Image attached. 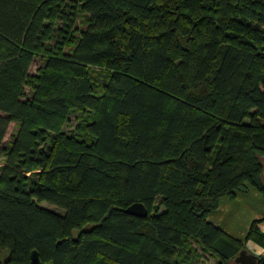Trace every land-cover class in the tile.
Segmentation results:
<instances>
[{"label":"trees","instance_id":"16d2710c","mask_svg":"<svg viewBox=\"0 0 264 264\" xmlns=\"http://www.w3.org/2000/svg\"><path fill=\"white\" fill-rule=\"evenodd\" d=\"M0 152V264H240L207 217L264 199V0H0Z\"/></svg>","mask_w":264,"mask_h":264},{"label":"crops","instance_id":"0c3cea01","mask_svg":"<svg viewBox=\"0 0 264 264\" xmlns=\"http://www.w3.org/2000/svg\"><path fill=\"white\" fill-rule=\"evenodd\" d=\"M207 219L230 237L240 240L248 253L264 255V247L247 237L253 228L254 234L264 240V199L255 188L249 187L233 198L222 197Z\"/></svg>","mask_w":264,"mask_h":264},{"label":"rangeland","instance_id":"374dc122","mask_svg":"<svg viewBox=\"0 0 264 264\" xmlns=\"http://www.w3.org/2000/svg\"><path fill=\"white\" fill-rule=\"evenodd\" d=\"M83 20H84L83 18L78 17L77 18V25H82ZM42 59H43L42 55H37L36 58L34 59L32 65H31L30 69H29L28 79H27V82L23 88L24 92L26 94H28L30 91V83H31L33 77L37 74L38 70L41 68ZM84 115H85V113H80V111L72 112L69 116V120L64 124V129L66 131H74V129L77 126L81 125L80 121L82 120ZM16 130H17V124L14 122H11L9 124L7 133H6L4 141H3V145H2L3 147L8 145V143L11 141L12 136L14 135ZM262 158L264 159V156ZM4 159H5L4 153L0 152V166L3 164ZM42 205L49 208V209H52L56 212L62 213V211L60 209L56 208L55 206H52V205H49L46 203H42ZM73 234L75 235L76 232H73ZM180 250L177 251L176 257L178 259H180V261H183L185 264H189V262L191 263V261H193L194 257H196L198 255L208 259V261L210 263H214L216 260V258H214L212 255H210L206 251L202 250L201 246L193 240L188 239V240L184 241L183 246H182V250H183V253L185 255L182 254V252H181L182 250L181 251Z\"/></svg>","mask_w":264,"mask_h":264},{"label":"water","instance_id":"95a60500","mask_svg":"<svg viewBox=\"0 0 264 264\" xmlns=\"http://www.w3.org/2000/svg\"><path fill=\"white\" fill-rule=\"evenodd\" d=\"M262 176L264 178V167L262 170ZM125 213L136 216V217L144 218L147 216V209L142 203L136 202L128 206L125 209ZM31 257H32L33 263H37L38 258L35 252H32ZM256 260H257L256 255L248 253L245 250L241 251L238 257L235 258V261L240 264H254Z\"/></svg>","mask_w":264,"mask_h":264}]
</instances>
